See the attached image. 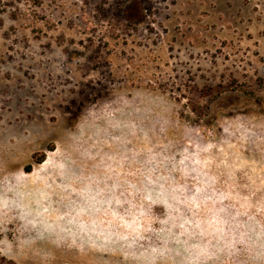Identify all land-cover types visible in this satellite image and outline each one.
I'll return each mask as SVG.
<instances>
[{
	"label": "rangeland",
	"instance_id": "374dc122",
	"mask_svg": "<svg viewBox=\"0 0 264 264\" xmlns=\"http://www.w3.org/2000/svg\"><path fill=\"white\" fill-rule=\"evenodd\" d=\"M0 264H264V0H0Z\"/></svg>",
	"mask_w": 264,
	"mask_h": 264
},
{
	"label": "trees",
	"instance_id": "16d2710c",
	"mask_svg": "<svg viewBox=\"0 0 264 264\" xmlns=\"http://www.w3.org/2000/svg\"><path fill=\"white\" fill-rule=\"evenodd\" d=\"M45 161V158H41L37 163L38 164H41V163H43ZM26 171L27 172H31L32 171V166H28L27 168H26Z\"/></svg>",
	"mask_w": 264,
	"mask_h": 264
}]
</instances>
